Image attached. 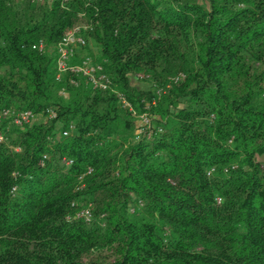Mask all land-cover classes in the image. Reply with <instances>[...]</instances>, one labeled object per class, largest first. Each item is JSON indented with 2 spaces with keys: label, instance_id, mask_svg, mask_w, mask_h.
Instances as JSON below:
<instances>
[{
  "label": "trees",
  "instance_id": "1",
  "mask_svg": "<svg viewBox=\"0 0 264 264\" xmlns=\"http://www.w3.org/2000/svg\"><path fill=\"white\" fill-rule=\"evenodd\" d=\"M86 1L0 0V109L36 114L2 124L0 264H264V0ZM82 23L70 63L93 39L107 106L83 77L55 78L56 43ZM138 71L185 74L150 86V137L117 98L142 107Z\"/></svg>",
  "mask_w": 264,
  "mask_h": 264
},
{
  "label": "built area",
  "instance_id": "2",
  "mask_svg": "<svg viewBox=\"0 0 264 264\" xmlns=\"http://www.w3.org/2000/svg\"><path fill=\"white\" fill-rule=\"evenodd\" d=\"M35 3H53L56 1L60 2L61 6H65V4L69 0H31ZM93 0H87L86 5H91V2ZM84 12H79L78 16H83ZM86 29H91V23L85 24L84 26L80 25H74L70 26L61 34V37L56 43V73L55 78L59 80L64 73H70L74 76H81L84 78L85 83L88 84L92 90H100V91H107L112 90V80L110 77L103 71L102 66L96 62L93 61V59L90 56H84L81 58V60L76 64H71L70 60L71 58L76 54V51L78 48L84 47L86 45V39L84 37V34L82 33ZM31 48L36 49L38 51H42L44 48V42L42 40H39L33 44H31ZM137 77L142 78L143 75L138 73ZM179 77H176V80H178ZM76 79L71 77L69 79L70 84H76ZM161 90L157 91V95H160ZM59 93H63V90L61 89ZM117 98L122 105L123 108L128 109L131 114H134V110L131 107L130 101L126 99V97L122 93H117ZM155 99L152 100V104H155ZM49 118H53L56 116V111L51 108L47 107L44 112ZM36 114L30 110H16L13 108L5 107L0 109V144L5 142V135L3 132L2 124L5 120L11 121L16 126H23L26 124H29L33 121ZM140 117L142 118L141 124L139 125L137 129V136L136 138L146 135L147 137H150L149 134H146V129L149 128V119L146 112H143ZM73 129V125L70 124L68 129H64L61 132L62 136H67L70 132V130ZM160 131V129H159ZM47 158L46 153L42 154L39 164L43 165L44 160ZM62 163L65 166H68L71 164V159H68L66 157H63ZM91 168L88 167L86 173L91 172ZM80 179H82V176H80ZM12 189H15L13 187ZM90 205L77 209L75 212L76 217L82 218L85 221L90 220Z\"/></svg>",
  "mask_w": 264,
  "mask_h": 264
},
{
  "label": "rangeland",
  "instance_id": "3",
  "mask_svg": "<svg viewBox=\"0 0 264 264\" xmlns=\"http://www.w3.org/2000/svg\"><path fill=\"white\" fill-rule=\"evenodd\" d=\"M85 24L86 23H82V24H78V25L84 26ZM72 26H74V25H72ZM87 41H88V47H87V49H85L83 51V53L80 54V56H82L84 53H87L88 55L90 54L93 58L94 57H98V48L95 45L93 39H91L89 37ZM76 63L77 62H74V63H71V64H76ZM138 73L142 74L144 77H146L147 75H144L143 72H141V71L139 72L138 71V72H136V74L133 77L130 78L132 84H138V85L141 86V89H142V91H141L142 93L141 94H142V97H143L142 98V100H143L142 107H140V109H137V108L134 107V105L131 104V107L134 110V114H131L128 109H126V110L130 113L131 117L133 118V122H134L135 126H137V127L141 124L142 118L140 117V115L143 112H146L147 116H148V119H149V125L150 126H148L149 128L146 129L145 133L149 134L150 136H152V134L154 133V129L152 127V122H153V119H155V115H157V112H155V110H153L154 107L151 108V106L149 105V103L147 101L148 100L147 97L149 96L148 95L149 94L148 91L150 89V86L152 88H154V86H157L159 84L155 83L154 85H151L149 82H147V80L146 81H140L141 78L137 77ZM75 77H76L75 78L76 79L75 80L76 84H78L79 83L78 79H81V77L80 76H75ZM176 77H179V79L176 80ZM183 78H185V74L183 72L179 71V72H177L175 74L168 75L165 78L164 82H162L159 86L164 87L163 91H165L167 89H170V88L174 87L173 85L178 86V84L182 81L181 79H183ZM109 91H113V90H109ZM109 91L107 90V91H103L102 93H100L102 101H103V103L106 106L108 105V103H110V99L108 98L109 96L106 95V94H110ZM52 107H54V105ZM158 132H159V130H158ZM83 186H84V183H77V184H74V189H80V188H83Z\"/></svg>",
  "mask_w": 264,
  "mask_h": 264
}]
</instances>
